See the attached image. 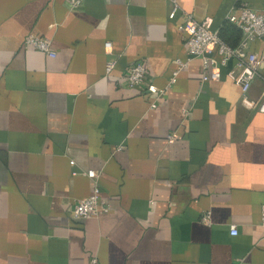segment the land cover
Masks as SVG:
<instances>
[{"label": "crops", "instance_id": "0c3cea01", "mask_svg": "<svg viewBox=\"0 0 264 264\" xmlns=\"http://www.w3.org/2000/svg\"><path fill=\"white\" fill-rule=\"evenodd\" d=\"M241 1L262 8L179 5L218 33ZM168 12L166 0H83L75 10L0 0V264H264V114L242 104L233 62L202 82L199 60L189 61L155 109L122 79L139 62L162 89L175 60L186 62L183 16ZM30 34L49 39L55 57L25 48ZM258 73L245 94L253 103L264 100V64ZM87 171L108 210L75 220L72 205L93 187Z\"/></svg>", "mask_w": 264, "mask_h": 264}, {"label": "built area", "instance_id": "2783aa9c", "mask_svg": "<svg viewBox=\"0 0 264 264\" xmlns=\"http://www.w3.org/2000/svg\"><path fill=\"white\" fill-rule=\"evenodd\" d=\"M193 1L166 0L169 4L167 15L169 20H172L178 12L183 16V22L178 26V30L185 36L186 62L175 60L176 68L172 72L167 85L162 89H158L154 84L146 82L145 68L141 63L135 62L128 67L126 74L122 78L126 86L129 88L141 87L146 95L153 98L149 108L155 109L167 90L175 84L179 72L187 67L189 61L199 60L200 80L202 82L219 81L221 69L226 67L229 61H232L230 76L240 88L242 104L248 108L255 107L259 113L264 114V100L263 102L253 103L245 96L251 82L259 77V66L264 64V0H261L262 8L260 10L253 9L248 3L241 1L236 8L237 14L227 16V21L242 32V38L234 49L223 43L218 33L211 30L207 22L196 21L191 14L183 11L179 5L180 2ZM82 2L83 0H67V5L71 10H75L81 6ZM255 41L263 43L259 54L248 48L249 44ZM24 47L41 52L49 58L55 57V53L51 50V42L45 37L30 34L24 41ZM104 53H111V46L108 42L104 44ZM113 68L114 62H107L105 74H110ZM262 80L264 82V76H262ZM84 176L93 180V187L88 196L75 201L72 205L70 215L75 220L96 218L108 210L100 199V188L97 184L95 173L87 171ZM201 220L203 223L208 224L209 215L204 214ZM260 225L264 228V204L260 208ZM229 231L231 236L237 233L235 226H230ZM87 264H99V262L95 256H91Z\"/></svg>", "mask_w": 264, "mask_h": 264}, {"label": "trees", "instance_id": "16d2710c", "mask_svg": "<svg viewBox=\"0 0 264 264\" xmlns=\"http://www.w3.org/2000/svg\"><path fill=\"white\" fill-rule=\"evenodd\" d=\"M218 35L223 43L232 49L236 48L241 40L240 30L228 22L218 31Z\"/></svg>", "mask_w": 264, "mask_h": 264}]
</instances>
